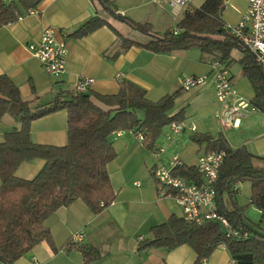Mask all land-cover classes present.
I'll return each instance as SVG.
<instances>
[{"label":"crops","instance_id":"0c3cea01","mask_svg":"<svg viewBox=\"0 0 264 264\" xmlns=\"http://www.w3.org/2000/svg\"><path fill=\"white\" fill-rule=\"evenodd\" d=\"M204 1L199 0L198 5L192 3L191 7L198 8ZM246 8L247 0H225L221 21L236 25ZM110 11L136 23L149 24L153 34L162 35L176 27L185 10L173 16L167 3L151 0H42L32 14L23 11L15 23L0 27V75L11 80L23 100L36 97L40 104L52 101L59 94L72 92L79 77L93 79L90 93L100 95H114L121 82H131L145 91L150 102L176 95L170 115L183 110L184 122L193 124L195 131L185 130L175 135L167 125L152 151L144 148L133 131L119 130V136L112 134L110 142L116 157L107 165V171L115 200L98 214L82 200L59 208L44 223L53 247L42 241L13 264H81L80 251L66 248L69 242L98 249L100 257L91 264H193L195 253L186 245L172 250L141 248L151 239L149 230L152 227L165 223L172 215L182 216L177 202L161 195L151 173L158 167L170 168L174 159L180 162V167H195L205 145L192 142L194 134H209L213 138L221 135L232 149L244 146L250 153L264 157L256 140L264 136V116L260 112L254 109L242 120L247 129L254 128L259 132L255 140L245 145L232 140V128L217 122L213 124L209 118L220 108L208 64L217 59L216 54H204L198 49L156 54L135 46L122 51L121 39L143 43L147 37L114 19ZM95 16L107 20L112 28L102 27L78 40L68 38ZM46 28H53L56 39L64 41L67 49L65 72L57 78L47 75L28 51V45L38 43ZM231 56L234 61L228 68L231 83L238 96L250 103L253 91L242 76L238 63L242 53L233 50ZM188 76H207V79L202 85L185 92L181 90V80ZM251 121L256 124L251 126ZM15 127L18 123L11 116L4 115L0 119V144L4 134ZM30 140L39 145L65 146L66 112L33 121ZM43 166L42 160H33L20 165L15 175L30 180ZM79 232L83 234L82 241L73 242V236ZM231 259L228 250L221 245L201 264H228Z\"/></svg>","mask_w":264,"mask_h":264},{"label":"trees","instance_id":"16d2710c","mask_svg":"<svg viewBox=\"0 0 264 264\" xmlns=\"http://www.w3.org/2000/svg\"><path fill=\"white\" fill-rule=\"evenodd\" d=\"M41 1L0 0V27L15 23L23 11L36 9ZM224 1L205 0L198 8H187L176 25V35L171 31L155 35L149 24L136 23L119 14L114 15L113 11L110 14L147 37L143 43L121 39L122 51L132 46L156 54L198 49L204 54H216L219 63L229 68L234 63L232 51L239 50L242 76L253 91L250 103L264 116V74L254 56L240 50L238 42L223 30L220 14ZM102 27L112 28L107 20L95 16L68 38L78 40ZM175 98L176 95H168L150 102L140 87L121 82L114 95L69 92L40 104L36 97L23 100L11 80L0 75V119L9 115L18 123V127L4 134L0 144V263L13 264L42 241L53 247L44 223L59 208L82 200L98 214L110 206L115 195L107 165L116 157L111 135L119 130L141 133L142 145L152 151L165 126L184 121L183 110L170 115ZM60 111L67 114L66 145L54 147L32 143L31 123ZM191 140L198 145L204 144V153H225L214 183V200L216 211L226 217L230 231H222L211 221L197 225L172 215L165 223L149 230L151 239L141 248L172 250L186 245L195 253L193 264H201L224 245L238 264H264V228L245 220L244 207L234 202L236 192L233 190L235 184L250 183L249 202L264 217V157L250 153L244 146L232 149L221 135L213 138L209 134H194ZM37 159L42 160L44 166L34 178L16 177L20 165ZM172 175L197 185L202 181V176L192 166L177 167ZM66 248L80 251L81 264H91L100 257L98 249L86 245L69 242Z\"/></svg>","mask_w":264,"mask_h":264},{"label":"built area","instance_id":"2783aa9c","mask_svg":"<svg viewBox=\"0 0 264 264\" xmlns=\"http://www.w3.org/2000/svg\"><path fill=\"white\" fill-rule=\"evenodd\" d=\"M6 2H17L18 0H5ZM152 2H165L171 9L173 16L191 7L193 0H151ZM32 14L33 10L29 11ZM223 30L233 37L239 45L240 50L251 53L256 63L264 74V0H247L246 11L242 14L239 22L234 25L223 24ZM171 32L176 35L177 28ZM53 28H46L36 44L28 45L30 55L35 58L47 75L60 77L65 72L67 49L64 41H58ZM209 76L212 78V86L216 101L220 104L213 117L226 127H237L240 119L247 113L253 112L254 107L246 100L238 96L231 83L230 72L227 67L222 66L217 59L209 61ZM120 78L121 75H118ZM207 76H188L181 80V90L190 91L200 86ZM94 86V80L87 77H79L75 81L72 92L75 95L87 94ZM173 134H180L185 130L195 131L193 124L184 121L171 122L168 124ZM116 136L121 131L114 133ZM138 140H143V135L136 132ZM162 151V150H161ZM224 152L203 153L198 157L195 168L202 176L201 184L188 182L179 176H173L172 171L180 167V162L174 159L170 168L158 167L153 172L159 191L163 196L172 197L181 208V218L187 223L202 225L207 222L217 223L224 232L230 231V224L226 217L220 215L215 207L214 183L217 179L218 170L224 160ZM135 185H137L135 183ZM238 184L233 186L238 191ZM102 206V204H101ZM238 235L237 232L233 233ZM83 239L81 232L75 234L73 242ZM142 240L141 237L138 238ZM224 246V245H222ZM228 264H238L231 259Z\"/></svg>","mask_w":264,"mask_h":264},{"label":"rangeland","instance_id":"374dc122","mask_svg":"<svg viewBox=\"0 0 264 264\" xmlns=\"http://www.w3.org/2000/svg\"><path fill=\"white\" fill-rule=\"evenodd\" d=\"M199 0H193L194 5H198ZM175 28V27H174ZM134 34H137L136 32H133ZM250 113H246L241 119L240 123L237 127H229L232 128L234 133H230L232 135V140L236 141L237 143H240V145H245L244 143L248 142L250 143L252 140H255V136L259 134V132H256L254 128L247 129V124L242 120L246 118ZM260 114V113H255ZM210 120L213 124L219 123L217 120L214 119L213 116L210 115ZM242 122V123H241ZM251 126H254L256 123L254 121L249 122ZM221 126L222 124L219 123ZM239 128V129H238ZM264 131V130H263ZM262 133V132H260ZM258 142V145L260 146V151L264 152V136L258 137L256 139ZM247 149V148H246ZM256 155V154H255ZM250 195V183L243 182L239 183L238 185V191L234 195V202H236L239 206L244 207V216L246 221H250L253 224L258 225L260 228H264V217L260 215V212L248 202V198Z\"/></svg>","mask_w":264,"mask_h":264},{"label":"water","instance_id":"95a60500","mask_svg":"<svg viewBox=\"0 0 264 264\" xmlns=\"http://www.w3.org/2000/svg\"><path fill=\"white\" fill-rule=\"evenodd\" d=\"M85 97H87V95H85Z\"/></svg>","mask_w":264,"mask_h":264}]
</instances>
